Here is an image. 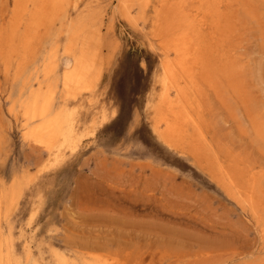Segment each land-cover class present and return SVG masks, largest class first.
Wrapping results in <instances>:
<instances>
[{
	"label": "rangeland",
	"instance_id": "rangeland-1",
	"mask_svg": "<svg viewBox=\"0 0 264 264\" xmlns=\"http://www.w3.org/2000/svg\"><path fill=\"white\" fill-rule=\"evenodd\" d=\"M230 2L216 39L211 20L200 30L207 72L173 141L160 16L198 25L205 0H129L130 15L121 0H0L2 264H264V0ZM83 47L91 87L72 97L63 61ZM49 91L72 128L51 151L24 117Z\"/></svg>",
	"mask_w": 264,
	"mask_h": 264
},
{
	"label": "bare ground",
	"instance_id": "bare-ground-1",
	"mask_svg": "<svg viewBox=\"0 0 264 264\" xmlns=\"http://www.w3.org/2000/svg\"><path fill=\"white\" fill-rule=\"evenodd\" d=\"M205 1L207 3V6L204 9L201 21L198 22V25L193 21V18L190 21L184 19L183 14L179 10V8H177V6L170 8V15L164 14L163 17L162 15L160 16L161 18H163V22L165 24V28L161 30L164 37L163 45L166 49L171 50L173 53V57L171 59H166L163 63L164 74L160 80V84L162 85L163 91L159 103V109L161 111L163 110L162 112H167H165V116L167 115L165 117L167 123L165 132H163V130L161 131L166 134V138H172L173 141H175L174 137L180 138L179 136L184 134L182 133L184 131L183 127L187 126L189 123L194 121L187 109V107H189V104L191 105L189 101V88L191 84L195 82V79L199 74L207 72L205 52L203 51V47L200 41V30L204 29V27H208V21L210 22L211 20L210 24L212 26H210V29H212V32L209 38L212 37V39H216L217 27L218 25L220 26L217 18V7L219 6H217V0ZM60 2L61 0H42L40 9L45 8L49 4L57 7ZM128 2L129 0H121V6L124 10L125 15L129 14L130 7L128 6ZM230 3L231 2L229 0V4ZM143 5L146 6L145 1L143 2ZM225 16L227 15L225 14ZM207 31H209V28ZM70 41L68 45H66V50L68 52L72 50L74 44V42L72 44V42ZM63 64L64 72L62 76V85L63 89L67 92V95H71L73 97L75 96L76 92L80 90L86 91L91 87V83L86 80V76L93 65V51H90L89 49L87 50L83 47L80 52L73 57V59L65 57ZM95 79H98V76H96ZM170 89L174 90V97L170 96ZM52 93L53 92L49 91L48 95L46 96L42 95L39 92L33 93L32 98L30 102L25 106L24 111V117L26 118V120L35 122V124L28 129L29 136L49 151L55 148H59L61 140L66 141L68 138L69 130H72V128H70L69 119H67V117L61 111L51 114L50 96L53 95ZM19 190L20 189H18L17 192H19ZM249 199H251V196ZM0 264H2L1 261ZM102 264L111 263L103 262Z\"/></svg>",
	"mask_w": 264,
	"mask_h": 264
}]
</instances>
